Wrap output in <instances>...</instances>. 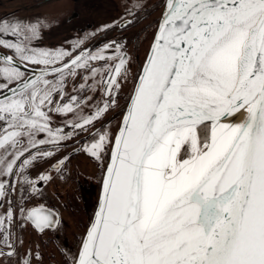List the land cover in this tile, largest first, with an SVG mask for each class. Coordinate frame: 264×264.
<instances>
[{
	"label": "snow or ice",
	"instance_id": "obj_1",
	"mask_svg": "<svg viewBox=\"0 0 264 264\" xmlns=\"http://www.w3.org/2000/svg\"><path fill=\"white\" fill-rule=\"evenodd\" d=\"M156 24L113 134L89 128L116 104L128 71L122 45L73 56L29 46L39 21L0 18V49L10 53L0 54V198L17 182L38 194L52 177L29 179V169L56 155L45 148L85 132L82 151L109 162L72 264H264V0H163ZM101 61L103 72L93 66ZM97 75L107 99L79 115L66 81L85 80L83 91ZM52 114L75 118L54 127ZM15 215L10 202L0 214V256L16 254ZM19 216L40 232L59 222L43 204Z\"/></svg>",
	"mask_w": 264,
	"mask_h": 264
},
{
	"label": "flooded vegetation",
	"instance_id": "obj_2",
	"mask_svg": "<svg viewBox=\"0 0 264 264\" xmlns=\"http://www.w3.org/2000/svg\"><path fill=\"white\" fill-rule=\"evenodd\" d=\"M8 1L12 2V0ZM28 1L31 4H29V8L43 10L46 4H50L54 0ZM115 3L117 0H67L60 3L56 7L60 11L57 13L59 14L58 18L46 27L39 29V38L33 40L29 45L50 50L64 49L74 56L80 50L95 52L102 49L103 47L100 46L105 44L110 35L132 30L134 39L129 44L131 47L129 48L127 45L122 48L128 61L127 75L120 79L121 86H125V93H120L119 90L113 93L114 97L119 98L122 102L116 109L110 107L95 122V126L89 128V132L109 126L111 128L116 115L117 127L146 53L145 32L152 26L155 30L163 5L162 0H159L142 9L134 8L128 11L121 6H116ZM49 11L48 8L43 13H49ZM127 21H132V23L127 24ZM98 27L101 30L93 31ZM0 54L10 53L0 49ZM104 54L113 56L115 49L106 50ZM115 62L117 61L109 60V64ZM93 66L101 69V72L105 67L102 61L93 62ZM81 75L88 76L89 74L84 72ZM104 79L106 77L97 75L94 80H87L89 87L83 91H79V85L84 84L85 80L73 81L69 78L66 81L65 94L67 96L79 95L81 99V104L77 109L79 115L86 116L93 112L97 106H103V102L107 99L103 88ZM74 118L71 114L66 117L62 114H52L53 126L60 127L66 119ZM116 127H114V131ZM65 131H71V129H65ZM114 131L111 133L114 134ZM87 138L88 133L80 132L64 141L58 149L45 148V150L55 151L56 155L35 163L29 169V179L36 180L40 174H50L52 177L50 181L40 182L38 194H34L28 185H21L17 182L14 190L9 188L7 195L0 198V214L8 210L9 202L16 213L11 228V239L15 244L16 254L12 257L0 256V264H20V261L29 253L31 254V264H72L71 254L75 251L73 255L75 256L79 246V243L76 244V249H74V243L79 237L81 241L96 206L104 169L98 170L95 164L96 159L82 151V146ZM64 156H67L68 159L58 172L51 166ZM107 157L108 155H106V161ZM41 204L54 211L59 221L54 227L43 232L36 230L31 223L21 221L19 216L20 207L27 209ZM62 223L67 224L69 228L65 239L60 237L57 232L58 225ZM17 228H21V231L24 232V235L20 236V240L17 236ZM5 250L7 251V249ZM37 253H39V257H37Z\"/></svg>",
	"mask_w": 264,
	"mask_h": 264
},
{
	"label": "rangeland",
	"instance_id": "obj_3",
	"mask_svg": "<svg viewBox=\"0 0 264 264\" xmlns=\"http://www.w3.org/2000/svg\"><path fill=\"white\" fill-rule=\"evenodd\" d=\"M66 1L67 0H54L50 4H46V7H44V9L41 10V9H36V8H29L28 6L30 4V1H28V0H12V2H9L8 0H0V18H7L9 21H13L16 19H20V20H23L25 22L39 21V26H38V30H39L41 28L46 27L49 23L54 22L58 18L57 15H59V14H57V13H60V11L58 9H56V7H57V5H60V3H64ZM158 1L159 0H117V3H115V5L121 6L123 9L129 11V10H132L134 8L142 9L143 7H146L150 4H152L154 2H158ZM162 3H163V0H162ZM47 7L50 10L49 13H43L44 10L48 9ZM52 10H54V11H52ZM99 30H101L100 27H98L97 30H93V31L96 32ZM153 30H154V26L149 27L145 32V34H146L145 35L146 36V40H145L146 51H147L148 45L150 43V40L152 38V35L154 32ZM131 31L132 30L124 31L121 34H116V35L112 34L109 36V38L105 42V44H111V43L115 42L116 44L122 45V48H124L127 45H129L134 39V34ZM91 34H93V33H91ZM7 38L8 39H15V37H7ZM135 39H136V35H135ZM104 45H102L100 47H103ZM130 47H131V45H129V48ZM124 87L125 86L120 87V89H119L120 93H125ZM115 100H116V104L113 106L114 109H116V107L122 102L119 100V98H115ZM116 116L114 117L113 126L111 128H110V126L107 128L110 132L114 131V127H116V123L118 122V120L117 121L115 120ZM103 160H104V164H105L106 155L103 157ZM95 164H96L98 170H100L102 168L99 161L96 160ZM57 232L60 235V237L65 239L66 235H68V233H69L68 225L65 223L59 224L58 228H57ZM23 235H24V232L21 231V228H17V236H19L18 237L19 240H20V236H23ZM79 238H77V241L74 243V249H76V244L80 243ZM74 254H75V251L72 252L70 260H72V257Z\"/></svg>",
	"mask_w": 264,
	"mask_h": 264
},
{
	"label": "water",
	"instance_id": "obj_4",
	"mask_svg": "<svg viewBox=\"0 0 264 264\" xmlns=\"http://www.w3.org/2000/svg\"><path fill=\"white\" fill-rule=\"evenodd\" d=\"M162 11H163V6H162V9H161V12H160L159 18L161 17ZM159 18H158V19H159ZM122 23H125V22H122ZM156 30H157V24H156V27H155L154 32H155ZM154 32H153V34H154ZM152 40H153V35H152V38H151V40H150V43L152 42ZM150 43H149V45H148V48H147L146 53H147L148 50H149ZM145 58H146V54H145V56H144V59H143V61H142L141 66H140L139 72H140V70L142 69V66H143V64H144ZM139 72H138V73H139ZM135 82H136V81H134V84H135ZM134 84H133L132 90H131V92H130V95L132 94V91H133V88H134ZM130 95H129V97H130ZM128 102H129V98H128V100H127L125 106H124L123 112H122V114H121V116H120L119 123H118V125H117V127H116V129H115L114 134L118 131V127H119L120 122H121V120H122V118H123V115H124V113H125V111H126V108H127V104H128ZM109 151H110V149H109ZM108 162H109V156L107 157V161H106V164H105L104 168H106ZM103 175H104V169H103V173H102L101 180H100L99 193H98L97 203H96V206H95V208H94V210H93V212H92L91 218H90V220H89V222H88V224H87V226H86V228H85V230H84V233H83V235H82V238H83V236L85 235L86 230H87V228L89 227L91 221L94 219L96 211L98 210V206H99V202H100V197H101V192H102V177H103ZM82 238H81V241H82ZM81 241H80V244H79V246H78V249H77L76 254H77L78 251H79V248H80V245H81Z\"/></svg>",
	"mask_w": 264,
	"mask_h": 264
},
{
	"label": "bare ground",
	"instance_id": "obj_5",
	"mask_svg": "<svg viewBox=\"0 0 264 264\" xmlns=\"http://www.w3.org/2000/svg\"><path fill=\"white\" fill-rule=\"evenodd\" d=\"M244 117V113L241 112L239 116H237L235 119L238 122L239 120H241Z\"/></svg>",
	"mask_w": 264,
	"mask_h": 264
}]
</instances>
